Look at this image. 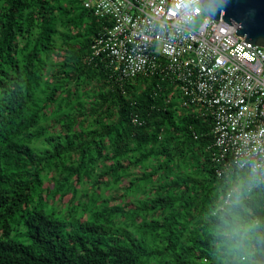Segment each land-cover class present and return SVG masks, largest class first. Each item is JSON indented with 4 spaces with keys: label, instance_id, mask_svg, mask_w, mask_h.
Instances as JSON below:
<instances>
[{
    "label": "trees",
    "instance_id": "16d2710c",
    "mask_svg": "<svg viewBox=\"0 0 264 264\" xmlns=\"http://www.w3.org/2000/svg\"><path fill=\"white\" fill-rule=\"evenodd\" d=\"M109 25L80 0H0V264H264V189L216 177L211 122L168 80L84 61Z\"/></svg>",
    "mask_w": 264,
    "mask_h": 264
},
{
    "label": "built area",
    "instance_id": "2783aa9c",
    "mask_svg": "<svg viewBox=\"0 0 264 264\" xmlns=\"http://www.w3.org/2000/svg\"><path fill=\"white\" fill-rule=\"evenodd\" d=\"M80 1L110 23L84 61L103 62L119 85L141 75L168 80L180 107H193L211 122L216 177L248 170L253 186L264 189V49L214 21L199 0ZM200 15L194 30L190 24Z\"/></svg>",
    "mask_w": 264,
    "mask_h": 264
},
{
    "label": "water",
    "instance_id": "95a60500",
    "mask_svg": "<svg viewBox=\"0 0 264 264\" xmlns=\"http://www.w3.org/2000/svg\"><path fill=\"white\" fill-rule=\"evenodd\" d=\"M204 11L235 28L245 43L264 49V0H199Z\"/></svg>",
    "mask_w": 264,
    "mask_h": 264
},
{
    "label": "rangeland",
    "instance_id": "374dc122",
    "mask_svg": "<svg viewBox=\"0 0 264 264\" xmlns=\"http://www.w3.org/2000/svg\"><path fill=\"white\" fill-rule=\"evenodd\" d=\"M204 18V16L203 15H200L199 17H197L196 19H194V21L190 24V27L192 28V29H197L199 26H200V24L202 23V19ZM48 126H50V125H48ZM59 130V128L58 127H52V131L51 130H49V133H52V134H55L56 133V131H58ZM53 182L51 181V175H48V177H47V179H45L44 180V183H43V188L44 189H46V190H48V191H46V193H47V195L49 196V199L51 200L50 201V205H52L53 204V202L56 200V198H57V196H54V194H53V189H54V187H53ZM125 184H127V182H124L122 185H125ZM90 185H91V183L89 182V183H83V184H78V185H76V188L79 190V191H81L83 188H86V189H88L89 191L91 190L90 189ZM104 190V189H103ZM107 190V189H106ZM121 193V192H120ZM119 192L117 193V195H119L120 194ZM97 194H99V192L98 191H96L93 195L91 194V196H94V197H96L97 196ZM110 195V190L109 191H106L105 193H104V196L106 197V196H109ZM71 194H68L67 196H65L60 202H58V201H56V205H58L59 207H61V209H63L64 208V204H66V203H69V200H70V198H71ZM77 197H78V199L80 198V193L78 192L77 193ZM119 203V201H114V203L112 202L111 204H110V207H112V206H114V205H117Z\"/></svg>",
    "mask_w": 264,
    "mask_h": 264
}]
</instances>
